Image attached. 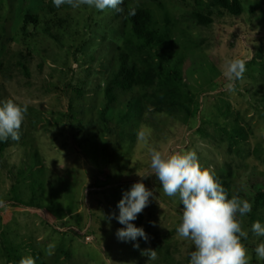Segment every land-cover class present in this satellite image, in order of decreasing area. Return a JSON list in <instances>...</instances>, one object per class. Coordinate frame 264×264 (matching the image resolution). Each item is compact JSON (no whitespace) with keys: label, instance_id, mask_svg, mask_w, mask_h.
I'll return each instance as SVG.
<instances>
[{"label":"rangeland","instance_id":"1","mask_svg":"<svg viewBox=\"0 0 264 264\" xmlns=\"http://www.w3.org/2000/svg\"><path fill=\"white\" fill-rule=\"evenodd\" d=\"M49 1L0 0V57L8 60L4 65L9 70L0 75V96L29 105L20 139L5 149L10 168L0 166V264H11L13 249L21 257L36 258V264H189L194 246L176 234L183 205L178 197L163 193L155 175L143 183L157 200L150 197V204L132 221L145 230L147 242L117 238V230L126 227L115 218L117 205L141 179L136 173L150 171V147L164 152L194 149L201 166L213 167L219 180L231 182L232 194L244 199L251 197V181L264 180V0H240V16L214 9L210 25L200 24L193 15L198 2L206 0H159L175 24L178 52L187 47L199 62L185 61L192 101L180 99L186 109L174 105L159 110L153 98H144L158 89L117 91L107 120L104 90L117 70L118 49H124L125 33L116 12L86 5L65 8L74 20L53 33L68 36L65 31L71 27L83 38L78 49H70L69 41L62 46L49 39L42 26L25 40L24 14L49 16L44 11ZM135 1L157 12L152 0ZM28 48L34 54L31 80L13 73L11 58L14 51ZM231 58L244 59L247 70L228 91L222 66ZM149 63L159 66L155 59ZM138 96L141 112L139 103L130 102ZM237 127L243 137L230 140L228 132ZM142 131L147 143L139 139ZM17 169L27 174L19 177ZM14 197L23 206L14 204ZM258 216L264 224V211ZM252 224L250 215L243 218L249 233L243 242L250 264H264L253 251L264 237L251 232ZM50 244L51 256L46 254ZM149 248L156 249L157 259L149 261L144 254Z\"/></svg>","mask_w":264,"mask_h":264},{"label":"clouds","instance_id":"2","mask_svg":"<svg viewBox=\"0 0 264 264\" xmlns=\"http://www.w3.org/2000/svg\"><path fill=\"white\" fill-rule=\"evenodd\" d=\"M123 3L124 0H53L57 8L66 4L72 9H79L86 5L101 12L112 9L119 13L124 12L120 7ZM135 14L136 7L129 6L127 15ZM246 70L244 59H227L222 66L223 76L227 80L226 90L233 91ZM28 106L27 102H17L11 98L0 101V141L20 139ZM138 136L147 143L145 132H140ZM149 155L150 171L136 173L141 179L124 192L118 202L119 216L115 218L126 227L117 230V238L121 241H135L138 237L146 242L149 240L145 230L136 227L132 221L150 204V197L157 200L153 190L143 183L144 179L155 175L162 184L163 193L170 198L178 197L183 205L176 234L179 239L190 241L194 246L195 250L188 253L189 264H250L251 255L243 242L248 240L249 233L243 228V218L253 211V204L238 193H233L229 198L215 169L202 167L194 149L164 152L150 147ZM251 232L257 237H264V224L255 221L251 225ZM133 246L139 247L138 244ZM53 248L54 245H48L46 254L51 256ZM253 251L257 261H264V242L258 243ZM144 254L149 261L157 259L156 249L149 248ZM19 264H36V258L22 257Z\"/></svg>","mask_w":264,"mask_h":264},{"label":"trees","instance_id":"3","mask_svg":"<svg viewBox=\"0 0 264 264\" xmlns=\"http://www.w3.org/2000/svg\"><path fill=\"white\" fill-rule=\"evenodd\" d=\"M152 2L157 5L156 13L144 3L136 2L135 0H124V3L120 6L124 9L123 13L115 11L116 20H118L120 25L119 28L123 29L125 33L123 38L124 49H118L117 70L112 74L104 90L105 107L103 115L106 120L108 119V113L117 101V91L132 92L134 89L143 91L158 89L157 92H153L151 95L152 97L145 95L144 98L150 100L153 98L151 102L159 110H162L164 106L173 108L174 105H179L186 109V105L184 102H181L180 99L189 101L190 97H192V92L190 91L191 87L187 79L189 71L186 70L185 61L189 58L194 64H198L199 62L197 59H194L193 52L187 47L184 48L183 52H178V44L174 36L175 24L168 8L159 0H152ZM129 6L136 7V14L134 16L127 15ZM68 7L69 6L65 4L57 8L54 6L53 0H51L46 3L44 7L45 13L49 16L39 15L30 11L24 14L21 26L23 38L26 40L32 37L34 32H37L42 26L41 29L43 33L54 42L65 46L64 42L69 41L70 49L79 47L83 38L81 39V36L78 37V34L73 32L71 27H67L65 31L68 36L53 33V30H62L64 26L70 25L73 22L72 20L74 19L68 12V9H70V7ZM65 8L68 9L64 10ZM198 8V10L193 12V15L202 25L212 24L214 9L223 10L234 16H240L242 13L240 0H206V2H198ZM4 56L7 55L5 54ZM11 58L13 60L12 66L15 68V72L13 73H17L18 76L31 80V66L34 60L33 52L29 48L23 50L18 49L12 53ZM137 58H140L139 61L145 62L143 66L135 61ZM148 59H155L159 65L158 68L149 63ZM5 61L7 62L8 60L2 55L0 57V75L5 71H9L5 68ZM39 68L42 72L43 66L41 64ZM213 70H215V68H213ZM183 93H185V96ZM5 99H8V97L0 96V101ZM132 101L136 105L139 103L140 110L138 112H141V97L132 98L130 102ZM191 101L192 99L190 102ZM69 121H73L72 110H70L69 113ZM228 136L230 140L237 141L239 138L243 137V132L239 127L232 128L231 132H228ZM11 141L13 140L10 138L7 142L0 141V166L5 169L10 168L8 160L5 159V149ZM35 157L38 158L37 155ZM17 170H19V177L27 174V172H22L21 169ZM10 173L13 176V170H11ZM17 181L18 180H16V183ZM220 181L227 190L229 198H231V182L227 179H222ZM259 182H250L252 193L248 200L253 204V211L248 215H250L251 223H254L256 219L263 221V219L258 216V213L259 210L264 211V180ZM38 185L40 186L39 183ZM41 186L37 188L41 189L43 192ZM34 188L36 189V186H34ZM12 191L16 194L15 183L12 186ZM14 198L15 199L12 200L14 204L23 206L20 199H18L19 197ZM26 207L31 208L34 206L26 205ZM21 258V255L17 254V251L13 249L10 263L19 264ZM40 264L46 263L40 261Z\"/></svg>","mask_w":264,"mask_h":264},{"label":"built area","instance_id":"4","mask_svg":"<svg viewBox=\"0 0 264 264\" xmlns=\"http://www.w3.org/2000/svg\"><path fill=\"white\" fill-rule=\"evenodd\" d=\"M89 240V238H87Z\"/></svg>","mask_w":264,"mask_h":264}]
</instances>
